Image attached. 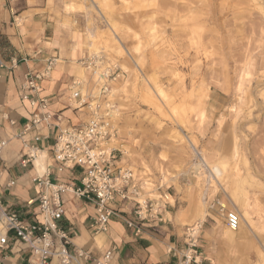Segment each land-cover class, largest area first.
Wrapping results in <instances>:
<instances>
[{
	"label": "rangeland",
	"instance_id": "374dc122",
	"mask_svg": "<svg viewBox=\"0 0 264 264\" xmlns=\"http://www.w3.org/2000/svg\"><path fill=\"white\" fill-rule=\"evenodd\" d=\"M135 1L49 0L82 36L83 88L109 113L113 147L150 198L159 185L181 184L199 205L206 196L210 210L222 201L238 211L244 230L262 241L264 0ZM82 113L81 123L89 116Z\"/></svg>",
	"mask_w": 264,
	"mask_h": 264
},
{
	"label": "crops",
	"instance_id": "0c3cea01",
	"mask_svg": "<svg viewBox=\"0 0 264 264\" xmlns=\"http://www.w3.org/2000/svg\"><path fill=\"white\" fill-rule=\"evenodd\" d=\"M85 54L82 36L71 24L58 18L49 0H0V55L7 65L0 77V114L8 115L16 123L11 127L4 121L0 130V139L7 141L1 153L0 205L26 222L42 218L37 213V203L28 204L36 198L37 189L31 179L39 172L34 163V169L20 164L23 149L16 135L29 120L30 108L19 99V87L27 71H41L48 60H55L49 78L40 83L42 93L49 99L51 111L61 113L71 124H80L85 116L84 108L78 107L79 98L71 97L69 86L75 80L78 86L73 88L82 99L89 97L82 84L86 79L85 69L77 64ZM54 134L50 132L48 140L35 141L33 134L28 137L46 156L45 167L50 164L48 155ZM51 172V179L56 182H72L80 177L78 170L58 174L52 169ZM9 181H14V185L8 186ZM177 186L171 183L155 188L150 196L162 201L163 223L146 226L145 233L139 237H133L124 224L125 217H130L127 208L111 219L107 233L94 235L89 229L92 207L67 195L60 226L69 233L74 249L87 257L76 259V264H96L110 250L113 251L111 264H179L185 249L183 229L195 221L202 223L197 264H261L259 254H264V239L259 241L253 232L250 236L242 224L241 232L229 235L226 208L210 210L202 201L199 205L194 195L185 194L181 184ZM0 257L4 258V264H26L30 256L23 247L17 250L9 243L0 251Z\"/></svg>",
	"mask_w": 264,
	"mask_h": 264
},
{
	"label": "built area",
	"instance_id": "2783aa9c",
	"mask_svg": "<svg viewBox=\"0 0 264 264\" xmlns=\"http://www.w3.org/2000/svg\"><path fill=\"white\" fill-rule=\"evenodd\" d=\"M54 66L55 60L51 59L41 71H27L18 91L19 99L30 108L29 120L16 135L23 149L20 164L23 167L31 165L34 169L35 157L42 153L38 145L28 138L31 134L36 141L48 140L49 133H55L48 155L50 164L41 174L35 173L31 179L37 195L28 204L37 203V213L42 220L26 222L16 213L6 212L0 205V251L9 243L17 250L23 247L30 256L26 264H52L54 261L57 264H76V259L87 258L74 249L69 233L60 226L67 195L92 207L89 229L94 235L107 233L111 219L121 215L124 208L130 210V217H125L124 224L133 237L145 233L146 226L163 223L162 201L147 196L146 184L137 173L123 164L124 152L112 145L117 133L109 113L101 111V105L89 101L88 97L82 99L73 88L78 86L75 81L70 86L71 97L79 98L78 107L88 110V119L80 124H71L61 113L51 111L49 99L43 95L40 83L49 78ZM11 68H16V61H11ZM6 69V62L0 55V77ZM110 72L104 73L102 77L112 78L115 71ZM108 92L107 83H103L100 95ZM4 121L11 127L16 125L8 115L0 114V130ZM6 146L7 141L0 139V166L1 153ZM52 169L58 174L66 170H78L80 177L72 182H56L51 179ZM7 185L13 186L14 181H9ZM215 204L221 211L224 209L219 202L210 206L214 207ZM225 221L229 230L236 231L240 217L236 212L229 211ZM201 229L200 222L184 227L182 238L185 249L179 264L199 263ZM112 252L107 251L96 264H111ZM0 264H4L3 257H0Z\"/></svg>",
	"mask_w": 264,
	"mask_h": 264
},
{
	"label": "bare ground",
	"instance_id": "6f19581e",
	"mask_svg": "<svg viewBox=\"0 0 264 264\" xmlns=\"http://www.w3.org/2000/svg\"><path fill=\"white\" fill-rule=\"evenodd\" d=\"M155 1L156 0H136L135 1V3L136 4H144V3H147L148 5H154V3H155ZM165 1V0H164ZM254 1V0H253ZM167 2V1H166ZM170 2V1H169ZM197 4V3H196ZM253 4V3H252ZM258 7V6H257ZM261 7V6H260ZM94 43V42H93ZM118 46V45H117ZM99 51V50H98ZM101 58V57H100ZM136 66V65H135ZM123 69H125V68H123ZM96 79V78H95ZM242 79V78H241ZM162 87V86H161ZM150 91V90H149ZM157 92H158V94L160 95V96H163L164 95V93L163 92H161L159 89L157 90ZM110 93V92H109ZM163 93V94H162ZM204 98H208L209 97V95H208V93H205V95L203 96ZM241 97V96H240ZM163 98V97H162ZM234 98V97H233ZM236 98H238V97H236ZM242 98V97H241ZM249 99V98H248ZM168 100V99H167ZM233 100V99H232ZM237 100V99H236ZM241 100V99H240ZM238 101V100H237ZM242 101V100H241ZM232 102V101H231ZM230 102V103H231ZM247 102V101H246ZM100 103V102H99ZM237 103V102H236ZM236 103L234 104H232V106L230 107V109H231V111H233V110H235V108H236ZM230 105V104H229ZM256 105V104H255ZM227 108V107H226ZM229 108V107H228ZM250 108V107H249ZM236 112V111H235ZM230 113V112H229ZM236 113H238V112H236ZM112 122V121H111ZM233 133V132H232ZM45 164H46V156L43 154V153H39L38 155H36V157H35V160H34V165H35V167H36V169L38 170V172L39 173H41V172H43L44 171V169H45ZM201 165V164H200ZM220 167V166H219ZM219 169V168H218ZM212 171L214 172V173H218V170L215 168V167H212ZM223 172V171H222ZM224 173V172H223ZM237 175V174H236ZM217 177H218V175H217ZM211 179H212V177L210 178V176L208 177V181H207V183L209 184L210 182H211ZM235 190V189H234ZM207 195V194H206ZM232 196V195H231ZM205 200H206V196H204V198L202 199V201H203V204H205L206 202H205ZM237 202H238V200H237ZM220 207H222V208H226V205H223L222 203H220ZM224 210V209H223ZM245 210V209H244ZM225 211V210H224ZM223 211V212H224ZM245 212V211H244ZM237 214H239V216H240V213L237 211ZM245 215H247L246 214V212H245ZM242 216V215H241ZM240 216V217H241ZM241 220H242V217H241ZM241 224H242V222L240 221V223H239V227H238V230L241 228ZM249 226V225H248ZM249 228V227H248ZM228 232V231H227ZM229 235H233L235 232L234 231H231V230H229ZM259 254V253H258ZM259 259H260V263L261 264H264V255L263 254H259ZM55 263V261L52 263V264H54ZM57 263V262H56ZM77 263V262H76Z\"/></svg>",
	"mask_w": 264,
	"mask_h": 264
}]
</instances>
